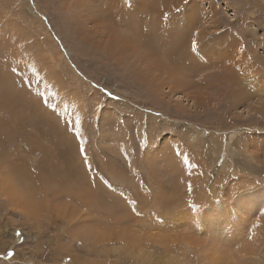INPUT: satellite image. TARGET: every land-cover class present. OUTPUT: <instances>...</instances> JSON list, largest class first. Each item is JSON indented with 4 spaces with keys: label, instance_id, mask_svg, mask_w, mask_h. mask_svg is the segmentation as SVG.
<instances>
[{
    "label": "rangeland",
    "instance_id": "rangeland-1",
    "mask_svg": "<svg viewBox=\"0 0 264 264\" xmlns=\"http://www.w3.org/2000/svg\"><path fill=\"white\" fill-rule=\"evenodd\" d=\"M138 1L0 0V264H228L249 235L264 260V107L224 77L264 73V0H148L132 31ZM189 16L217 61L166 57Z\"/></svg>",
    "mask_w": 264,
    "mask_h": 264
},
{
    "label": "bare ground",
    "instance_id": "bare-ground-1",
    "mask_svg": "<svg viewBox=\"0 0 264 264\" xmlns=\"http://www.w3.org/2000/svg\"><path fill=\"white\" fill-rule=\"evenodd\" d=\"M104 2H105V0H103ZM138 1V0H137ZM147 1L148 0H139L138 1V5H137V9H138V11H141V12H137V11H132L133 13H130V14H125L126 15V25H127V27L128 28H130V30H134V29H137V28H135V27H133V25H136L137 24V22L138 23H142V21L146 18V14H145V12H142V11H146L147 9H149L147 6H146V4H147ZM78 2V1H77ZM97 2V1H96ZM116 2H120V0H106V2L105 3H107L105 6L106 7H110V6H113L112 4H115ZM84 3V2H83ZM82 3V4H83ZM88 3V2H87ZM117 3V4H118ZM192 4H194V2L192 3ZM84 5V4H83ZM150 5V4H149ZM130 6V5H129ZM200 6V5H199ZM169 7H171V6H169ZM168 6H165V7H162V8H160V10L159 11H157V12H155V13H150V16H153V18H154V20H155V22H156V26L158 27V28H156V32H158L159 30H160V28L159 27H161V26H164V24H163V20L165 21H167V25H165V27L166 26H168L169 24H171L172 22H174V20H175V18H173V16L172 15H169V13L167 12L168 11V8H169ZM78 8H79V6H78ZM87 8V7H86ZM103 8V7H102ZM198 8V7H197ZM105 9V8H104ZM103 9V10H104ZM132 10V9H131ZM195 10V9H194ZM102 11V10H101ZM108 11H109V9H108ZM198 11V10H197ZM197 11H196V13H197ZM105 12V11H104ZM165 12H167L168 13V17H167V19H165V17H164V13ZM106 13V12H105ZM83 14V13H82ZM91 14V13H90ZM102 14V13H101ZM107 14V13H106ZM187 14V13H186ZM95 15V14H94ZM103 15H104V13H103ZM195 15V14H194ZM213 15H215L213 12L210 14V19H215L216 17H213ZM96 16H98V15H96ZM170 16V17H169ZM188 16V15H187ZM102 17V16H101ZM181 17V16H180ZM100 18V17H99ZM116 18V17H115ZM131 19L130 21H128V19ZM203 19V18H202ZM94 20V19H93ZM100 20V19H99ZM196 21V19L194 18V16H189V18H187L186 19V21H184V25H183V29H181L184 33L182 34V35H180L179 37H177V38H170V36L169 37H167V36H165L164 38H163V43L165 44V48H166V50H165V53H166V57L168 58V59H170L171 60V54H173V53H177V55L180 57V59L176 62V64H178V63H183L184 61H185V59H186V52H187V49H186V47H187V45H188V47H190L191 48V42H188V40H189V38H188V36H187V30L189 29V27H190V25H191V23H193V22H195ZM178 24V23H177ZM212 24H214V20H213V22H212ZM149 26V25H148ZM216 27V26H215ZM128 30V29H127ZM148 30V29H147ZM135 31V30H134ZM178 31V30H177ZM197 32V31H196ZM125 33H126V31H125ZM124 33V34H125ZM133 33V32H132ZM160 33V32H159ZM162 33V32H161ZM135 34L138 36V37H141L139 34H137L136 32H135ZM119 36L121 35V34H118ZM162 35V34H161ZM213 35H215V33H213ZM127 36H128V34H127ZM131 36V35H130ZM197 36H199L197 39H196V41H197V43H200L201 41H202V39L204 40V37H203V35L202 34H197ZM216 36V35H215ZM230 36V38H232L231 37V35H229ZM194 37V36H193ZM207 37H209V38H211V35H209V36H207ZM119 38V37H118ZM127 38H129V37H127ZM135 38V37H134ZM205 38H206V36H205ZM208 38V40H209V42H206V41H208V40H206V41H203V45H205V47H206V45L207 46H210V48L209 49H211V47H212V49L213 48H215V43H216V41L217 40H221V41H223V39L224 38H226V36L224 35V34H222L221 36H220V39H216V38H211V39H209ZM219 38V37H218ZM139 39V38H138ZM191 39V38H190ZM234 39V38H233ZM142 41H144L145 39L144 38H142L141 39ZM230 40V39H229ZM123 41V40H122ZM133 41V40H132ZM139 41H140V39H139ZM138 41V42H139ZM226 41H227V39H226ZM124 42V41H123ZM123 42H121V43H123ZM152 42V41H151ZM174 43H177V45H174ZM224 43V42H223ZM228 43V42H227ZM226 43V44H227ZM230 43V42H229ZM239 43V42H238ZM117 44V43H116ZM130 43H128V45H129ZM210 44V45H209ZM218 44V43H217ZM225 44V45H226ZM120 45V44H119ZM224 45V46H225ZM231 45V44H230ZM247 45V44H246ZM112 46V45H111ZM127 46V45H126ZM135 46V45H134ZM115 47V46H114ZM221 47H222V45H221ZM231 47V46H230ZM152 48V47H151ZM118 49H120L119 47H118ZM139 49V48H138ZM208 49V48H207ZM212 49H211V51H212ZM217 49V48H216ZM232 49V48H231ZM122 50V49H121ZM120 50V51H121ZM124 50V49H123ZM189 50H191L192 51V49H189L188 48V51ZM204 50H206L205 48H204ZM223 50H224V52H223ZM139 51H141L140 49H139ZM155 51H156V49H155ZM190 51V52H191ZM209 51V50H208ZM217 51L218 52H220V51H222V52H220V54H225L226 55V53H227V55L229 54V53H231V52H229V50H228V48H226L225 47V49L223 48V49H217ZM237 51H239V50H237ZM122 52V51H121ZM124 52V51H123ZM145 52H147V50L145 51ZM150 52V51H149ZM190 52H188V53H190ZM195 52V51H194ZM194 52H193V55H198L199 56V59H198V63H201V64H207V63H212L213 61H217L219 58L217 57V55H216V53L217 52H215V54H214V56H212V58H211V56H209V54L207 55V54H202L201 52L202 51H200L199 53H197V52H195L196 54H194ZM207 52V51H206ZM141 53V52H140ZM208 53V52H207ZM210 53V52H209ZM214 53V52H213ZM151 54V53H150ZM155 55H156V53H154ZM218 54V53H217ZM12 55V54H11ZM15 54H13L12 56H14ZM132 55V54H131ZM140 55V54H139ZM207 55V57H205ZM18 56V55H17ZM60 56V55H59ZM250 56V55H249ZM236 57V56H235ZM247 59L249 58L248 56H245ZM226 59L225 60H228L229 59V56H226L225 57ZM231 58V57H230ZM242 58H244V57H242ZM222 59V58H221ZM220 59V60H221ZM237 59V58H236ZM250 59V58H249ZM252 59V58H251ZM251 59H250V61H251ZM195 61H196V59H194ZM243 60V59H242ZM258 61L259 59H257V58H253V60L252 61H254V64L253 65H251V67L249 66V68H246V67H244V66H242V65H240V67H241V69L239 70L238 68L239 67H237L236 65L235 66H232V65H229V67H231V69H230V71L224 76L225 77V80H229L230 82H232V83H235V85H237V87H240V81H239V76H240V74L239 73H241V77L244 75V73L245 72H247L249 75H250V77H249V80H251V83H249V84H251L252 86H251V89L248 91V92H246V90H239V97L240 98H242V96L245 98V99H247V100H250L253 104H259V105H261V106H263L264 107V102L263 101H258V99H259V97H261L260 96V94L261 93H263L264 92V73H262V72H259V71H261L259 68H260V66L259 65H261V64H257V63H255V61ZM150 62H152V61H150ZM156 61H154V63H155ZM187 62V61H186ZM185 62V63H186ZM222 62V61H221ZM236 62V61H235ZM238 62V61H237ZM240 62V61H239ZM172 63V62H171ZM220 66L222 65L221 63H219V61L217 62ZM229 63H232V62H229ZM234 63V62H233ZM251 63H253V62H251ZM176 64H173L174 65V67L176 66ZM156 65L157 66H162L163 67V62L161 61V60H158L157 62H156ZM170 65V64H169ZM214 65V64H213ZM154 66H155V64H154ZM210 66V65H209ZM248 66V65H247ZM173 67V68H174ZM211 67V66H210ZM237 67V68H236ZM224 69V68H223ZM181 70V69H180ZM226 70V69H225ZM262 71H263V68H262ZM214 72V71H213ZM225 72V71H224ZM170 73V72H169ZM179 73V72H178ZM212 75V73L210 74V76ZM239 75V76H238ZM210 76H209V79H210ZM204 77H206V76H204ZM248 77H246V78H248ZM262 77H263V80H262ZM211 80V79H210ZM214 80V79H213ZM248 80V81H249ZM203 81V80H202ZM209 81V80H208ZM206 82V81H205ZM210 82V81H209ZM208 82V83H209ZM214 82V81H213ZM200 83V82H199ZM211 83V82H210ZM202 84V83H201ZM212 84V86H213V83H211ZM210 84V85H211ZM197 85H199L198 83H197ZM208 85V84H207ZM207 85H205V86H207ZM209 86V85H208ZM207 86V87H208ZM215 86V85H214ZM213 86V87H214ZM250 86V85H249ZM217 87V86H216ZM215 88V87H214ZM218 89H219V87H218ZM216 91V90H215ZM219 92V91H218ZM215 94V93H214ZM209 100V99H208ZM258 101V102H257ZM170 103V102H169ZM198 103V102H197ZM200 105V104H199ZM163 107V106H162ZM258 109H256V113L258 112L259 113V110L257 111ZM256 131H257V133L258 132H260V129H255ZM261 132H262V130H261ZM225 208V207H224ZM224 210V209H223ZM228 210V209H227ZM223 212V211H222ZM226 212V211H225Z\"/></svg>",
    "mask_w": 264,
    "mask_h": 264
},
{
    "label": "snow or ice",
    "instance_id": "snow-or-ice-1",
    "mask_svg": "<svg viewBox=\"0 0 264 264\" xmlns=\"http://www.w3.org/2000/svg\"><path fill=\"white\" fill-rule=\"evenodd\" d=\"M177 11H179V9H177ZM163 15H164L165 19H167L168 13L165 12ZM193 35H196V34L194 33ZM198 47L199 46H198V43H197L196 39H192L191 40V49H192V51H196L198 49ZM12 72L15 73L16 72V69L13 68L12 69ZM107 95L111 96L112 94L109 92V93H107ZM81 124H82L81 117L80 116H77L76 123H75V126L74 127H75L76 138H77L78 144H79V153H80V155L83 158L84 165L86 167H89L90 168L91 165L89 163V160H88V157H87V153H86V149H85V143H86V141H85V139H84V137H83V135L81 133ZM178 155L183 156V162L185 164H188V157L186 155H184L183 153H178ZM129 203L131 205H133L132 212L133 213H136V208L134 206L135 205V201H129ZM16 235H17V237H20L22 234L19 231H17ZM247 239L248 240H252L253 237L251 235H249ZM237 247H239V245H237ZM8 255L11 256L12 253L9 252Z\"/></svg>",
    "mask_w": 264,
    "mask_h": 264
},
{
    "label": "clouds",
    "instance_id": "clouds-1",
    "mask_svg": "<svg viewBox=\"0 0 264 264\" xmlns=\"http://www.w3.org/2000/svg\"><path fill=\"white\" fill-rule=\"evenodd\" d=\"M228 264H256L258 260L261 264H264V260L257 254L252 240H248L244 244H240L239 247L230 250L227 253Z\"/></svg>",
    "mask_w": 264,
    "mask_h": 264
}]
</instances>
